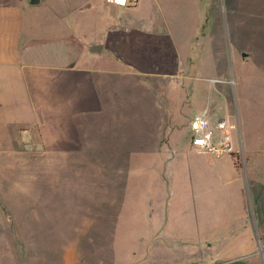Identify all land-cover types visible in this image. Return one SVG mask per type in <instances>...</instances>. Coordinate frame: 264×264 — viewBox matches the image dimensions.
Masks as SVG:
<instances>
[{"label": "crops", "instance_id": "1", "mask_svg": "<svg viewBox=\"0 0 264 264\" xmlns=\"http://www.w3.org/2000/svg\"><path fill=\"white\" fill-rule=\"evenodd\" d=\"M173 1L137 0L120 10L104 0H0V224L10 221L3 209L13 205L10 200L23 199L19 205L25 206L27 193H41L45 172L54 168L49 174L54 173V199L82 196L77 206L88 209L70 210L69 202L66 209L54 206V216L109 214L114 229H121L123 178L129 173L130 198L145 199L146 207L142 212L135 206L131 229H146L142 246L163 247L171 256L169 215L187 185L195 184L200 169L204 179L224 180L235 168L227 155L200 153L179 131L204 109L201 101L188 106L187 98H172L169 90L185 83L170 78L172 69L178 72L187 63L184 37L177 44L158 27L177 11L154 13ZM165 39L173 52L161 47ZM96 45L100 53L90 52L99 50ZM170 150L177 152L174 158ZM139 167L148 168L146 176ZM139 190L146 196L140 198ZM211 232L195 246L183 244L171 261L244 262L240 247L250 246L251 235L234 227L231 235L238 239L223 246ZM261 244L258 236L250 246L255 255ZM204 247L211 253L204 256ZM187 248L194 254L188 256Z\"/></svg>", "mask_w": 264, "mask_h": 264}, {"label": "rangeland", "instance_id": "2", "mask_svg": "<svg viewBox=\"0 0 264 264\" xmlns=\"http://www.w3.org/2000/svg\"><path fill=\"white\" fill-rule=\"evenodd\" d=\"M163 12H176L169 15L168 24L158 26L165 34L177 44L188 35L180 41L188 59L185 68L178 72L172 69L170 76L185 83L169 89L175 93L172 98H187L188 106L193 100L197 104L201 101L202 109L208 107L206 128L213 130L215 141L221 136L215 128L216 111L230 116L235 125V151L224 154L234 163V171H226L224 180H208L200 169V177L195 184L187 185L189 191L169 215L174 240L168 248L177 251L183 244L195 246L210 228L211 235L223 246L238 239L231 235L234 227H242L243 234L251 235L250 246L256 245L258 236L264 244V0H177L170 7L155 8L154 14ZM169 46L173 52L165 39L161 47ZM242 52L249 54L247 59L242 58ZM197 111L192 108V114ZM190 127L191 116L179 130L185 131V142L191 139ZM209 155L216 157L215 153ZM139 169L146 176L148 168ZM51 170L45 172L41 193H27L25 206L19 205L23 199H11L13 205L3 208L5 217L11 216L8 224H0V264H179L171 261L178 251L167 248L170 256L163 254V247L142 246L148 235L146 229H131L135 206L138 204L142 212L146 207L145 199H137L136 203L131 200L129 173L123 178V224L115 230L109 214L96 219L83 214L54 216V206L66 209L70 202V210L87 207L77 206L82 204V196L76 201L54 199ZM139 192L140 198L146 196ZM250 246L240 247L247 257L242 264H264ZM194 251L187 248L186 253L189 256ZM203 252L204 256L211 253L207 247ZM187 261L196 264L189 257Z\"/></svg>", "mask_w": 264, "mask_h": 264}, {"label": "built area", "instance_id": "3", "mask_svg": "<svg viewBox=\"0 0 264 264\" xmlns=\"http://www.w3.org/2000/svg\"><path fill=\"white\" fill-rule=\"evenodd\" d=\"M104 2L112 7L120 10H126L134 6L137 0H104ZM219 82V81H218ZM233 85V81H228ZM208 108L198 113L191 123V142L192 147L202 154H213L222 156L224 154L230 155L235 151L233 130L235 126L230 122L228 116H218L215 119V128L221 131V136L217 141L214 140V132L212 129L206 128V120L209 117ZM217 144V145H216ZM218 145L220 147H218ZM175 150H170V157L174 158ZM257 255L264 263V245H259Z\"/></svg>", "mask_w": 264, "mask_h": 264}, {"label": "water", "instance_id": "4", "mask_svg": "<svg viewBox=\"0 0 264 264\" xmlns=\"http://www.w3.org/2000/svg\"><path fill=\"white\" fill-rule=\"evenodd\" d=\"M95 47L98 48L99 50H94V49L90 48V52H92V53H100V51H101L100 49L102 47L100 45H96ZM241 56H242L243 59H247L248 53L247 52H242Z\"/></svg>", "mask_w": 264, "mask_h": 264}]
</instances>
